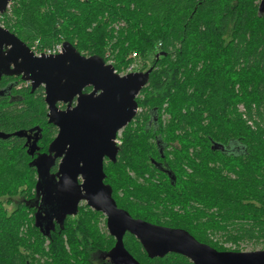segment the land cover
<instances>
[{
  "label": "trees",
  "instance_id": "1",
  "mask_svg": "<svg viewBox=\"0 0 264 264\" xmlns=\"http://www.w3.org/2000/svg\"><path fill=\"white\" fill-rule=\"evenodd\" d=\"M260 1L12 0L1 23L30 49L67 42L112 60L118 74L132 54L140 71L153 69L137 98L140 111L122 131L117 162L104 166L105 182L133 218L184 229L224 251L221 243H264ZM12 90L0 98V130H43L48 144L54 131L44 88ZM30 160L25 147H0V264H110L101 259L115 239L102 232L100 212L81 209L49 238L35 227L27 205L37 183ZM124 244L141 264H193L179 254L151 259L130 234Z\"/></svg>",
  "mask_w": 264,
  "mask_h": 264
},
{
  "label": "water",
  "instance_id": "2",
  "mask_svg": "<svg viewBox=\"0 0 264 264\" xmlns=\"http://www.w3.org/2000/svg\"><path fill=\"white\" fill-rule=\"evenodd\" d=\"M11 2L0 0V20ZM259 13L264 14V0L260 2ZM4 47H9V51L4 58H1L0 52V65L5 69L13 65L7 74L21 76L24 82L31 83L32 92L44 88L49 124L59 130L49 153L30 163V167L38 172L36 196L40 193L50 196L46 193L47 173L54 160L61 159L55 185L60 199L76 207L80 201H85L90 208L107 217L108 232L116 242L102 259L110 264H141L125 247L124 238L130 234L140 242L151 259L179 254L193 264H264V250L218 251L199 242L184 229L133 218L129 212L118 207L112 188L104 183V161L117 162L120 152L118 134L136 118L139 111L137 97L147 86L152 68L122 76L102 58L86 57L67 42L58 54L36 56L24 42L0 24V50ZM87 88L92 91L85 93ZM58 104L67 105L66 110H60ZM15 135L28 136L23 131ZM0 137L8 136L0 134ZM213 149L225 151V147L217 143L213 144ZM79 177L83 179L82 184H79ZM44 203L57 206L62 213L57 217L62 231L66 211L51 200L46 199ZM46 220L47 216L40 207L35 215V227L49 238L56 231V226L52 218L47 223Z\"/></svg>",
  "mask_w": 264,
  "mask_h": 264
},
{
  "label": "flooded vegetation",
  "instance_id": "3",
  "mask_svg": "<svg viewBox=\"0 0 264 264\" xmlns=\"http://www.w3.org/2000/svg\"><path fill=\"white\" fill-rule=\"evenodd\" d=\"M260 2H259V5H260ZM8 51H9V47L8 48L4 47L2 50H0L1 58L2 57L4 58L7 55ZM12 69H13V65L10 66L8 69H5L4 67H2V65H0V76H1L0 77V98L3 96L9 95L13 91L12 89L13 88L15 89V87L17 90L21 89L23 84H26V86H29L32 90L31 83L24 82L22 80L21 76L7 74ZM2 83H6V84H8V86H6V85L4 86V84H2ZM91 91H92V89L90 90V92ZM90 92H85V93H90ZM58 107L60 110H66L67 105L58 104ZM47 114H48V111H47ZM50 126H52L51 130L54 131V136H53L52 140L46 145L43 144L44 143L43 142L44 141L43 140L44 139L43 130L42 131L29 130L28 132H26L28 136H23V137L15 135L16 133H18L22 130H15V131L9 132V133L0 130V134H4L5 136H8L7 138H1L0 137V147H4V148L8 149L9 151H12L15 149V152H17V151L20 152L22 147H25L28 155L31 158L29 163H31L40 155H45V154L49 153V147H50L51 143L54 141V139L56 138L58 131H59L56 126H54L52 124H50ZM154 126H155V124H147L146 125V127H148V128L154 127ZM233 150L236 151L238 149L237 148L236 149L230 148V149H228V152H231ZM160 151L162 152V151H164V149L162 150V148H161ZM31 152H33V153L30 154ZM53 156H54V153H53ZM60 162H61V159L54 160L53 164L50 167L49 173H47L48 189H47L46 193L48 192V195H50V196H45V195H42V193H40V195L37 197L36 196V190L34 189V196L30 200L27 201V205L33 210L32 217L34 219V225H35V215L37 213V210L40 207H42V211H43L44 216L45 215L47 216V220L45 221V223H47L48 220L52 218L54 220L55 226H56L55 232H57L58 229H60L59 224H57V217L60 216L62 213H60L57 210V206H51V205L49 206V205H47L49 203H47V204L44 203L46 199H47V201L51 200V201L55 202V204H57V205L59 203L61 205V206L60 205L59 206L64 210V212L66 211L65 212V214H66L65 223H66L68 218L75 217L81 209L90 208L87 205V202H85V201H80V203L77 205V207L74 205H71L69 203H66V202H64V200H61L58 193L55 192L56 191L55 185L58 182V178L56 177V175L58 174V171H59ZM108 162H112V161H110L109 159H105L104 166ZM159 168H162V167H159ZM34 169L36 172V179L38 180L37 169L36 168H34ZM162 170H164L163 172L170 177L171 173L169 174V172H166L165 169H162ZM53 177H55L54 180L52 179ZM78 181H79V184L83 183V179L81 177L78 178ZM105 181H106V178H105ZM105 181H104V183L106 184ZM106 185H108V184H106ZM112 195H113V190H112ZM90 209H92V208H90ZM105 218H106V226H107V217L105 216ZM65 223H64V225H65ZM103 261H105V259H101V262H103Z\"/></svg>",
  "mask_w": 264,
  "mask_h": 264
},
{
  "label": "rangeland",
  "instance_id": "4",
  "mask_svg": "<svg viewBox=\"0 0 264 264\" xmlns=\"http://www.w3.org/2000/svg\"><path fill=\"white\" fill-rule=\"evenodd\" d=\"M12 3V2H11ZM0 24H1V26L3 27V28H5V29H7L8 31H10L8 28H6L2 23H1V20H0ZM117 29V28H116ZM11 32V31H10ZM59 46H63V45H61V44H57L55 47H53V48H41L40 46H39V44L38 43H35L34 44V46L31 48V50H32V52L36 55V56H40V55H42V54H46V55H48V53H52V52H54V51H58V48H59ZM59 53V52H58ZM58 53H56V54H58ZM52 55H54V54H52ZM82 55H84V54H82ZM110 55V53L109 54H107V56H109ZM84 56H86V57H88L87 55H84ZM131 58H132V60H133V63L130 65V66H132V65H136V71L135 72H144V71H140V67H141V63L139 62V61H137L136 59H138V58H136V56H135V54H132V56H131ZM111 62H109L108 64H111V65H113L112 64V60H110ZM129 68V67H128ZM127 68V69H128ZM126 72H127V70H126ZM126 72L123 74H119V75H126ZM139 97V96H138ZM137 97V98H138ZM238 110H239V112L240 113H242L243 114V111H244V105H239L238 106ZM47 111H48V108H47ZM139 111H140V109H139ZM138 111V112H139ZM249 125L253 128V129H255V126L253 125V123L252 124H250L249 123ZM162 126H166V124H163ZM135 127H140V125H135ZM124 130V129H123ZM122 130V131H123ZM122 131L118 134V137H117V143H118V145H119V147L121 146V144H122V141H121V139H122ZM121 148V147H120ZM133 177H135L134 175H133V173H130ZM230 175L231 176H233L234 177V173H230ZM143 180H140V182H142ZM124 196V192H121V193H119V197L121 198V197H123ZM8 210H12V207L11 206H9L8 207ZM94 211V210H93ZM100 228H101V230H102V232H107L108 234H109V232H108V229H107V226H106V218H105V216H103L102 218H101V221H100ZM218 240L219 241H221V237H218ZM221 246H222V248L224 249V251H233V252H253V251H261V250H264V243H250V242H241L240 244H238V245H233V244H223V243H221Z\"/></svg>",
  "mask_w": 264,
  "mask_h": 264
},
{
  "label": "built area",
  "instance_id": "5",
  "mask_svg": "<svg viewBox=\"0 0 264 264\" xmlns=\"http://www.w3.org/2000/svg\"><path fill=\"white\" fill-rule=\"evenodd\" d=\"M62 51V46H59V48H58V51H54V52H52V53H48V55H52V54H56V53H60ZM136 71V65H132V66H129V68L127 69V72H126V74H129V73H133V72H135Z\"/></svg>",
  "mask_w": 264,
  "mask_h": 264
}]
</instances>
